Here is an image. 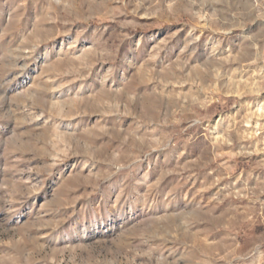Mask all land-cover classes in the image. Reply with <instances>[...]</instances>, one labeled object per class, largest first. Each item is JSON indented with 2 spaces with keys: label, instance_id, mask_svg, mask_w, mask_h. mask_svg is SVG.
Masks as SVG:
<instances>
[{
  "label": "rangeland",
  "instance_id": "374dc122",
  "mask_svg": "<svg viewBox=\"0 0 264 264\" xmlns=\"http://www.w3.org/2000/svg\"><path fill=\"white\" fill-rule=\"evenodd\" d=\"M0 264H264V0H0Z\"/></svg>",
  "mask_w": 264,
  "mask_h": 264
}]
</instances>
